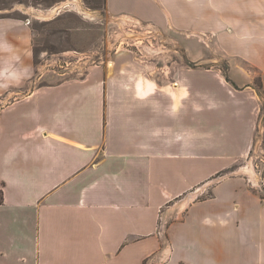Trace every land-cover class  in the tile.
Returning a JSON list of instances; mask_svg holds the SVG:
<instances>
[{"label":"crops","instance_id":"1","mask_svg":"<svg viewBox=\"0 0 264 264\" xmlns=\"http://www.w3.org/2000/svg\"><path fill=\"white\" fill-rule=\"evenodd\" d=\"M96 12L217 34L260 68L264 139V0H104ZM33 31L0 17V264H264V199L240 173L197 198L252 150L249 83L188 61L159 82L125 53L37 75ZM164 208L181 218L163 238Z\"/></svg>","mask_w":264,"mask_h":264},{"label":"rangeland","instance_id":"2","mask_svg":"<svg viewBox=\"0 0 264 264\" xmlns=\"http://www.w3.org/2000/svg\"><path fill=\"white\" fill-rule=\"evenodd\" d=\"M76 2L72 4L66 0H0V17L25 20L31 18L36 61L34 73L38 75L53 71L57 74L67 73L65 77H70L85 72L89 67L90 64L84 61L85 54L91 55L94 61H99V56L105 59L116 56V53H125L147 62L151 71L153 70L152 75H155L154 78L156 77L159 82L172 80L180 63L184 65L188 61L189 68L219 71L228 83L235 84L232 77L249 83L258 95L252 150L246 158L236 163L233 170L224 171L212 178L204 193H198L197 198L209 197L212 182L217 179L240 173L247 184L264 199L263 100L260 68L238 60L235 52L220 45L214 32L176 29L161 31L150 23L131 24L111 18L102 19L98 12H94L103 11L104 0ZM78 5L91 12L95 16L94 19H85L81 14H77ZM79 58H82V61H79ZM161 64H168L167 76L163 74L164 70L160 71ZM165 209L160 213L159 225L163 238L166 235V225L181 218L179 211L170 213L168 212L170 208ZM165 245L168 246V243ZM164 259L167 258L157 254L146 264H163Z\"/></svg>","mask_w":264,"mask_h":264},{"label":"bare ground","instance_id":"3","mask_svg":"<svg viewBox=\"0 0 264 264\" xmlns=\"http://www.w3.org/2000/svg\"><path fill=\"white\" fill-rule=\"evenodd\" d=\"M77 13L81 14L83 17L88 18V19H93V17H94V15L92 13H90L88 10L84 9L80 5H78V7H77Z\"/></svg>","mask_w":264,"mask_h":264},{"label":"built area","instance_id":"4","mask_svg":"<svg viewBox=\"0 0 264 264\" xmlns=\"http://www.w3.org/2000/svg\"><path fill=\"white\" fill-rule=\"evenodd\" d=\"M99 58V61H94L93 57L91 55L87 56V54H85V59L84 60L86 63L90 64V65H97V64H100L103 60V58L100 56L98 57ZM93 59V61H92ZM79 60V59H78ZM80 61V60H79ZM92 63V64H91ZM263 161V160H262ZM264 162V161H263Z\"/></svg>","mask_w":264,"mask_h":264},{"label":"trees","instance_id":"5","mask_svg":"<svg viewBox=\"0 0 264 264\" xmlns=\"http://www.w3.org/2000/svg\"><path fill=\"white\" fill-rule=\"evenodd\" d=\"M234 169V168H233ZM232 169V170H233ZM2 202H3V191H2V189L0 188V204H2ZM148 262V260L146 259L144 262H143V264H146Z\"/></svg>","mask_w":264,"mask_h":264}]
</instances>
